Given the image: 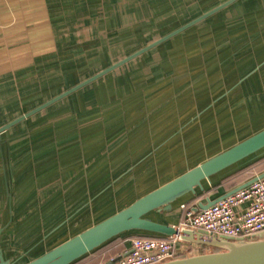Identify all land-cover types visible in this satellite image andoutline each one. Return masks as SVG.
<instances>
[{
	"label": "rangeland",
	"instance_id": "374dc122",
	"mask_svg": "<svg viewBox=\"0 0 264 264\" xmlns=\"http://www.w3.org/2000/svg\"><path fill=\"white\" fill-rule=\"evenodd\" d=\"M223 1L47 0L54 44L38 53L41 74L1 88L0 126ZM34 7L38 19L43 18L39 5L34 3ZM254 11L262 19L250 29L246 18ZM204 25L195 30L199 33L192 31L167 43L165 52L153 51L2 137L0 225L9 217L7 190L14 219L5 235L7 257L13 255L19 258L18 264L26 263L161 185L175 175L166 157L187 154L182 148L188 143H237L264 127V67L223 102V107H229L224 113L219 115V103L205 110L264 59V0H242ZM247 37L254 41L240 50V42ZM216 49L227 52L228 62H217ZM144 73L150 74L148 81ZM260 77L262 81L254 79ZM13 96L18 98L10 100ZM258 103L261 115L255 117L257 110L247 107ZM212 120L219 124L215 130ZM208 130L214 131L201 137ZM119 143L134 144L129 153L132 161L126 156L111 157L109 152ZM85 145L96 148L83 149ZM100 146L102 153L97 150ZM215 148L223 150L224 146ZM97 166L99 172L94 171ZM34 167L51 182L35 183L30 174ZM263 170L264 160L251 173ZM23 172L16 201L24 208L26 202H36L32 207L37 209H19L15 201L17 179L21 180ZM115 180L113 188L101 193ZM65 220L63 229L35 246Z\"/></svg>",
	"mask_w": 264,
	"mask_h": 264
},
{
	"label": "water",
	"instance_id": "95a60500",
	"mask_svg": "<svg viewBox=\"0 0 264 264\" xmlns=\"http://www.w3.org/2000/svg\"><path fill=\"white\" fill-rule=\"evenodd\" d=\"M241 1L242 0H225L220 4L207 9L205 12H202L179 27L174 28L159 38L152 40L150 43L143 46L134 53L116 61L110 66L101 69L82 82L66 89L58 95H55L54 97L23 113L8 123L1 125L0 146H2V137L15 127L23 124L27 120L46 111L54 105L66 100L67 98L79 93L83 89L96 83L97 81H100L106 76L118 72L123 68L125 69L133 62H138L140 58L149 55L153 51L165 52L166 45H168L171 41L192 31L194 33H199L195 32V30L204 27V24L211 21L213 17L216 18L218 15L232 8ZM260 19H262V16L255 14L254 11V15L247 16L246 23H248L249 28L251 29L252 27H255L253 24L258 22ZM257 32L258 31L250 32V35H254ZM224 34H226V32ZM219 35L221 36V34ZM229 40L236 41L232 38ZM253 41L254 39L249 37H247L244 42L241 41L240 50L250 47ZM234 46H238V43H236ZM227 47H229V43ZM220 50L222 49H216L215 51V55H217V62H228V59L226 58L227 52L219 53ZM263 67L264 59H261L256 67L247 72L231 87L223 91L205 110L210 109L219 103V115L224 113L229 107H223V102L227 101L231 95H233L240 87H242L243 83L245 84L250 81L251 77ZM142 76L148 81L150 74L144 73ZM254 79L257 82L263 80L262 77ZM234 106V103L231 104L232 108ZM228 112L229 111L226 113ZM215 123L214 130L219 127V124L216 120ZM214 130H208L207 132L203 131L201 133V137L205 139V136ZM212 135L215 137L216 133ZM162 145L158 147H161ZM182 149H185V147ZM153 152L154 150L152 153ZM152 153L148 154L145 158L150 156ZM171 155L166 158L168 166L171 168L177 167L173 172L175 173L173 177L169 178L165 182H162L161 185L155 186L126 206H123L115 212L101 218L98 222L94 223L87 229L66 239L42 255L23 264H75L89 255L108 246L119 238L138 233L152 234L159 236L160 238L179 236L186 244L211 247L219 250L217 252L174 259L160 264H264V238H261L262 235L259 237L261 239L256 238L253 240H232L210 235L203 231L191 229L178 230L175 225H170L158 217L164 215L165 213L171 212L174 206L181 201L193 199L200 194H204L209 189L215 187L218 183H223L230 177H233L244 169L254 165V163L263 160L264 127L255 131V133L252 135L242 138L239 140V142L232 143L228 147L223 148V150H220L216 153L208 154L206 157L198 159L194 163L189 164L187 157L183 155L180 156L181 161L176 158V164L172 165L173 159L171 158ZM145 158H143L137 165L142 163ZM137 165L132 166L131 169ZM124 174H122L119 178H121ZM263 177L264 172L240 184L239 186L233 188L216 199L207 197L205 203H199L198 208L200 210H206L217 204L219 201L250 186L252 183ZM116 183L117 180H115L113 184L108 185L101 193H105ZM6 187L8 188L7 183ZM7 196L9 199V217L6 224L0 225V264H18L19 258H15L13 255H9V257H7L8 255L5 253L6 248L4 247L7 237L5 235H9L8 229L9 227H12L14 221L12 213V198L8 190ZM66 223L67 220L60 222L38 243H36L35 246L46 241L49 237L57 234L61 229H63Z\"/></svg>",
	"mask_w": 264,
	"mask_h": 264
},
{
	"label": "crops",
	"instance_id": "0c3cea01",
	"mask_svg": "<svg viewBox=\"0 0 264 264\" xmlns=\"http://www.w3.org/2000/svg\"><path fill=\"white\" fill-rule=\"evenodd\" d=\"M34 3L38 4L41 11L44 13L43 18L38 19V15L36 8L34 7ZM46 3L47 0H0V92L3 85L6 84L15 85L17 84V79H19L20 84L26 83L29 81V77H34V75H36L37 77V74L42 73L43 70L38 69L39 66L38 53L43 52L46 46L48 45L51 46L54 44L53 43L54 26L51 23V19L48 16ZM64 31L66 34L70 32L69 25L64 27ZM47 79L52 81L53 76L49 75ZM16 90H17V86L16 88L12 89V91L14 92ZM13 98H18V97L13 96L10 97L9 99L12 100ZM252 108L257 110L254 116L259 117L261 115L260 103H258L257 105L249 104L247 107V109H252ZM240 111L241 109H238L237 112H235L236 120L238 117L237 113ZM242 112H243V116H245L246 109H243ZM23 113H21L20 115H22ZM227 122H229V120H227L226 123ZM212 123L215 125L216 124L215 120H212ZM229 145L230 144H222V143H188L184 149V151L187 152V154L184 155L187 157L188 159L187 161L190 164L196 162L198 159L206 157L208 154H213L220 151V150H216L215 147L224 146V148H226ZM133 147H134L133 143H119V147H117V149L113 148L114 150L109 153L111 154V157L126 156L130 161L133 156L131 154L129 155V153L131 152V150L133 151ZM86 148L95 149L96 145H85L83 149ZM123 149H125V152L123 151ZM97 150H100V152L102 153L103 146H100ZM171 158L173 159L172 165L176 164L177 159L181 161L179 155L178 156L171 155ZM24 160H26V157ZM140 161H137L136 163H139ZM95 164L97 165L101 164V161H96ZM21 167L22 165L19 166L20 170ZM131 168L132 167H128L125 172L120 174V176L124 173H127V171L128 172L131 171L132 170ZM173 168H174L173 171H175L176 167ZM36 170L37 169H35L34 167L33 171L30 172V174L33 175L34 177L35 183L42 181L44 183H41L40 185L43 186L51 182L49 181V178L48 179L44 178L43 176L38 174ZM94 171L99 172L100 171L99 167L98 166L97 168L95 167ZM24 174H25L24 172L20 174L21 180L17 179V181H19L17 185L19 189L14 192L15 201L17 197L20 196L19 194L21 189L20 183L25 179ZM220 185H222V183L220 184L218 183L215 187L209 189L207 193L204 194L205 196L196 199L198 201V205L201 202L205 203L207 197L210 198L213 197L214 194H216L217 192L216 189H218ZM127 189L128 188H126L125 190ZM118 194L119 196L122 195L121 190L118 191ZM52 198L53 196L51 198H47L46 200H44L45 203ZM193 199H187L181 201L180 203L174 206L171 212L165 213L164 215L158 217L170 225L178 226L183 214V210L181 207L183 205H187ZM16 203L19 209H24V210L35 208L32 206L36 204V202H32V201L26 202L25 205H28V207L24 208L22 204H19L17 201ZM106 207H109V204ZM136 236L139 235L132 234L119 238L114 242H112L111 244H109L108 246L89 255L88 257L84 258L83 260L75 264H109L111 260L118 259L120 256L125 254V252L130 250L132 239Z\"/></svg>",
	"mask_w": 264,
	"mask_h": 264
},
{
	"label": "built area",
	"instance_id": "2783aa9c",
	"mask_svg": "<svg viewBox=\"0 0 264 264\" xmlns=\"http://www.w3.org/2000/svg\"><path fill=\"white\" fill-rule=\"evenodd\" d=\"M178 230L203 231L232 240H253L264 234V177L206 210L183 205ZM179 236L134 238L131 248L109 264H160L187 251ZM186 244V243H185ZM180 247V248H179Z\"/></svg>",
	"mask_w": 264,
	"mask_h": 264
},
{
	"label": "trees",
	"instance_id": "16d2710c",
	"mask_svg": "<svg viewBox=\"0 0 264 264\" xmlns=\"http://www.w3.org/2000/svg\"><path fill=\"white\" fill-rule=\"evenodd\" d=\"M213 19H215V17H213L211 20H213ZM263 160L254 163V165L244 169L240 173H238V174L234 175L233 177H230L229 179L225 180L222 183L223 187H222V185H220L218 187V189H216V191H217L216 194H214V196L211 197V198L212 199H216V198L224 195L228 191L232 190L233 188H235V187L239 186L240 184L244 183L245 181H247L249 179H252L253 177L257 176V174L263 173L264 170L260 171V172H258L256 174L255 173H253V174L251 173L252 169H254L256 164L258 165V163L262 162ZM222 188H224V189H222ZM205 193H207V192H205ZM204 194H200L196 198L194 197V199L192 201H190L187 204V206L190 207V208L199 207L198 201L196 199H198L199 197L205 196ZM135 235H139V236H136L134 238H156V237H159V236L152 235V234H147V233H138V234H135ZM183 245H185L187 247V251L186 252H182V251H180V249L177 250V252H176V254H175L173 259L185 258V257H188V256H195V255H201V254L208 253L209 251H212V252L219 251L218 249H214V248H211V247H204V246L185 244V243H183L182 246Z\"/></svg>",
	"mask_w": 264,
	"mask_h": 264
}]
</instances>
